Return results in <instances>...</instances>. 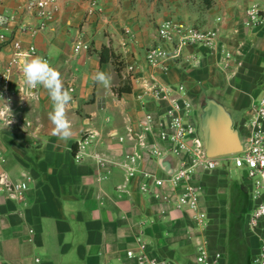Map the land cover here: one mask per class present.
<instances>
[{
    "label": "crops",
    "instance_id": "1",
    "mask_svg": "<svg viewBox=\"0 0 264 264\" xmlns=\"http://www.w3.org/2000/svg\"><path fill=\"white\" fill-rule=\"evenodd\" d=\"M30 1L3 0L0 15L13 17V38L23 48L34 47L60 74L72 97L65 116L81 135L61 141L35 134L53 106L41 86L26 89L21 71L25 60L9 80L0 82V112L8 109L6 119L0 116L5 160L0 176L9 186H25L13 196L0 186V264H139L127 257L128 252L137 255L139 245L149 258L168 264H199L201 249L219 255L216 264H254L264 227L255 234L246 228L252 203L245 178L241 191L230 185L225 167L193 169L191 184L200 191L205 226L177 208L182 185L149 187L152 194L141 191L150 181L140 173L164 180L178 162L168 155L169 144L158 138L160 106L165 104L143 89L150 72L144 52L166 47L156 37V28L166 22L214 31L216 50L186 47L180 62L152 72L161 87L185 86L194 106L191 123L197 124V102L206 92L235 113L241 141L246 140L253 107L264 95V0H213L209 9L200 0H51L41 30L26 8ZM251 11L258 13L259 23H250ZM77 42L87 44L89 52L75 55ZM102 47L119 56L122 70L133 62L139 65L129 94H114L127 82L122 70L118 75L111 64L99 63ZM11 52L10 45H0V74ZM97 71L111 77L110 88L95 83ZM129 129L141 138L143 148L136 138H126ZM135 154L142 159L129 179L128 159ZM183 160L190 167L188 158ZM237 191L247 196L241 206Z\"/></svg>",
    "mask_w": 264,
    "mask_h": 264
},
{
    "label": "built area",
    "instance_id": "2",
    "mask_svg": "<svg viewBox=\"0 0 264 264\" xmlns=\"http://www.w3.org/2000/svg\"><path fill=\"white\" fill-rule=\"evenodd\" d=\"M3 0H0V6ZM51 0H31L26 8L31 11L35 18L39 21L41 30L45 27V23L49 19L50 12L48 11ZM250 23H259L258 13L251 11L247 13ZM13 17L0 15V45H10L12 47L11 58L0 74V82L9 80L13 71L19 65L21 60H27L34 57L43 58L48 62V59L43 56H38L34 47L23 46L13 38V32L10 29ZM20 32H25L24 27L19 28ZM127 35L128 33L125 32ZM157 41L164 44L165 48L150 47L145 51L144 62L150 70L169 69L171 63H178L182 59L183 49L186 47L203 46L209 50H216L219 47L218 36L214 31H203L197 27L185 26L175 22H166L159 25L156 31ZM73 52L78 55L82 52H89V46L83 42H77ZM228 57V55H226ZM122 78L130 85L135 81L132 75L138 70L139 66L130 64L125 66ZM123 72V71H122ZM143 89L149 92L160 103L165 106H160L162 116L158 121V138L161 142L169 144L168 155L175 158L177 162L176 168L167 174L164 180L154 178L147 173H140L142 178L150 181V186L143 185L140 189L143 193L152 194L149 187L161 189L166 183L172 187L181 186L180 194L176 199L178 209L186 210L192 213L193 220L202 226L206 224V216L200 206V191L191 184L193 178V169L200 168L204 172H212L220 168L222 164H232L235 169L243 172L244 178L248 182V194L252 203V208L246 219V228L249 232L255 234L260 228L264 227V95L259 100L258 104L253 107L254 116L249 123L251 134L246 139L241 141L242 151L236 155L224 158L205 159L201 157V143L198 137V123H191L189 115L194 111V106L188 98V93L184 85H178L173 90L172 88H164L159 86L155 78L149 77V80L143 82ZM8 109L0 112V116L7 118ZM149 122L152 121L150 116L147 117ZM10 121L5 120V124H10ZM126 138L129 141H134L136 136L133 131H127ZM138 140V146L143 148L141 138ZM122 141V139H119ZM183 158H188L191 165L185 167ZM140 154H135L129 157L130 167L127 170V178H133L138 170L135 166L141 161ZM5 160L0 154V164ZM0 186H3L9 196H13L18 190H24L25 186H9L0 176ZM159 198V195H155ZM259 245L256 255L253 259L254 264H264V236H259ZM128 258L136 259L139 264H168L163 260L149 258L144 245H139L137 255L132 252L127 253ZM220 259L219 255L210 256L206 249L198 251L197 262L199 264H216Z\"/></svg>",
    "mask_w": 264,
    "mask_h": 264
},
{
    "label": "water",
    "instance_id": "3",
    "mask_svg": "<svg viewBox=\"0 0 264 264\" xmlns=\"http://www.w3.org/2000/svg\"><path fill=\"white\" fill-rule=\"evenodd\" d=\"M196 112L202 158H224L242 151L237 117L234 112L206 92L202 93V98L197 102ZM53 127L49 119L43 120L35 134L59 138L52 134ZM71 130L73 134L69 139L77 140L81 135V129L71 128ZM158 165L163 169V160H160ZM171 172V170L168 171V174Z\"/></svg>",
    "mask_w": 264,
    "mask_h": 264
},
{
    "label": "clouds",
    "instance_id": "4",
    "mask_svg": "<svg viewBox=\"0 0 264 264\" xmlns=\"http://www.w3.org/2000/svg\"><path fill=\"white\" fill-rule=\"evenodd\" d=\"M21 71L26 89L28 87L35 89L39 85L47 91L53 106L48 114V119L54 126L52 134L58 136L61 141H67L73 133L70 122L65 116V107L72 97L66 90L60 74L40 57L25 60ZM93 79L95 83L102 84L105 88L111 87V77L103 71H97Z\"/></svg>",
    "mask_w": 264,
    "mask_h": 264
},
{
    "label": "trees",
    "instance_id": "5",
    "mask_svg": "<svg viewBox=\"0 0 264 264\" xmlns=\"http://www.w3.org/2000/svg\"><path fill=\"white\" fill-rule=\"evenodd\" d=\"M204 9H209L213 5V0H200ZM99 63L103 64H111L115 72L120 75L121 70V62L119 61V56L115 55L111 48L102 47L99 52H97ZM131 92L130 85L126 83L124 86H120L114 90V94L117 96L121 94H129ZM84 138V136L82 135ZM77 151L76 145H73V153L75 154Z\"/></svg>",
    "mask_w": 264,
    "mask_h": 264
},
{
    "label": "rangeland",
    "instance_id": "6",
    "mask_svg": "<svg viewBox=\"0 0 264 264\" xmlns=\"http://www.w3.org/2000/svg\"><path fill=\"white\" fill-rule=\"evenodd\" d=\"M176 23V22H175ZM180 24V23H179ZM182 25H184V24H182ZM186 26V25H185ZM194 27V26H193ZM158 28V27H157ZM157 28H156V31H157ZM150 48V47H149ZM147 50V49H146ZM145 50V51H146ZM144 56H145V52H144ZM145 63V62H144ZM130 64H136L137 66H139L136 62H133V63H130ZM130 64H128V65H130ZM146 64V63H145ZM146 66H147V64H146ZM123 69H125V66H123ZM122 70V69H121ZM147 70H149L150 72H149V77H151L152 76V78H155V76H154V74H153V70H150L149 68H148V66H147ZM123 72L122 73H124V70H122ZM139 74V70L136 72V73H134L132 76L133 77H135V81L137 80V75ZM121 76H122V74H121ZM123 79V78H122ZM123 81H125L124 79H123ZM134 81V82H135ZM146 82V81H145ZM125 83V82H124ZM126 84V83H125ZM130 87H131V84H130ZM185 87V86H184ZM187 91V90H186ZM193 112L194 111H192L191 113H190V115H189V118L190 119H193ZM221 167L220 168H223V167H225V169L227 170L226 172H227V174H228V177H227V179H228V182L230 183V185H233V187H236V188H238L239 190H241V187L244 185V177L242 176L243 175V172L242 171H240V170H238V169H235L234 167H233V165L232 164H222L221 163V165H220ZM249 186V185H248ZM242 191V190H241ZM246 195L243 193H239L238 191H237V197H236V201L238 202V204H240V206L244 203V201H245V199H246ZM241 208V210L243 209L242 207H240ZM248 213V212H247Z\"/></svg>",
    "mask_w": 264,
    "mask_h": 264
}]
</instances>
